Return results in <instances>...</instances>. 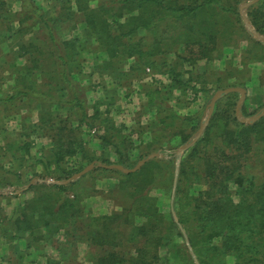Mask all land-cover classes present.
I'll use <instances>...</instances> for the list:
<instances>
[{
	"label": "trees",
	"instance_id": "16d2710c",
	"mask_svg": "<svg viewBox=\"0 0 264 264\" xmlns=\"http://www.w3.org/2000/svg\"><path fill=\"white\" fill-rule=\"evenodd\" d=\"M73 1L83 13L96 41L95 48L105 54L102 66L105 73L123 77L127 69L122 70L121 66L127 65L130 57H135L144 70L148 66L159 73H169L174 83L189 86L182 70L169 65L168 54L176 56L181 66L185 62L210 60L222 39L223 18L236 15L240 19L239 5L243 0H98L96 7L91 5L92 0ZM62 2L69 8L71 0ZM3 12L0 11V17L8 20ZM248 15L255 28L264 35V0L250 6ZM15 19L19 20L18 36L31 35L32 41L16 45L17 53L19 57L29 55L31 61L17 66L21 63L17 59L15 84L10 93L0 96V102L3 106L5 103L17 106L18 113L23 111L20 106L23 101L28 107L25 113L37 109L40 125H32L28 130L45 129L52 138L53 146L40 150L33 163L34 167L42 165L44 171L34 170L33 175L64 180L95 160L135 166L138 160H132L119 150V146L127 150L133 145L124 133V127L116 125L113 119L101 118L100 107L104 104L101 100L90 104V88L84 84L80 64H76L80 55L77 38L60 35L53 18L47 16L35 0H23V9ZM182 46L184 49L193 47V55L187 56L188 51H181ZM259 46L264 49V44L259 43ZM44 59L52 60L50 68L42 65ZM39 75H44L47 83L41 85ZM28 76L32 77V84L28 82ZM233 80V72L224 67L215 80L216 89L225 86V81ZM230 86L247 88L240 80ZM238 95V92L229 93L217 102L203 136L187 150L172 205L177 220L172 207L163 208L165 206L156 194L157 190L172 183L174 173L166 180L161 174L155 179L157 169L154 168L176 157L172 149L188 141L191 132L186 131L195 129L201 117L192 118V124L186 130L188 124L177 125L180 115L159 98L155 105L162 114L163 128L146 142L147 151L140 158L151 152L164 151L170 159L155 158L130 174L98 166L88 173H103L101 178L117 176L119 188L129 201L127 207L121 212L86 217L82 200L69 191L70 186L41 183L30 188L35 190L34 197L19 204L11 219H6L11 226L4 227L5 230L8 235L11 229L14 230V239L29 233L28 247L39 246L45 235L51 237L64 230L65 239L58 244L60 255L67 256L74 244L87 241L101 249L97 264H195L194 254L200 264H227L229 256L234 258L233 264H264V182L258 185L241 175L239 168H231L240 164L239 158L247 160L255 144L264 147V117L253 123L239 121L234 109ZM223 99L230 101L224 107ZM60 109L70 111L80 126L93 128L100 122L105 127V134L101 135L103 142L114 143L119 155L115 158L91 156L82 143V149L78 150L74 125L53 122L52 111ZM242 112H247L245 105ZM181 119L188 122V117ZM20 127L27 129L25 124ZM175 135L181 139L173 141ZM28 142L21 146L23 154L30 151ZM80 152L82 160L78 166H63L67 157ZM194 158H198L196 166L200 168H187L188 161ZM191 175L194 180L189 188L194 184L206 185L197 194L186 191L185 177ZM25 183L18 181V184ZM232 183L237 186L235 191L231 188ZM234 196H238V200ZM10 197L17 196L0 195L2 199ZM69 226L76 234L68 231ZM47 264L59 262L50 257Z\"/></svg>",
	"mask_w": 264,
	"mask_h": 264
},
{
	"label": "crops",
	"instance_id": "0c3cea01",
	"mask_svg": "<svg viewBox=\"0 0 264 264\" xmlns=\"http://www.w3.org/2000/svg\"><path fill=\"white\" fill-rule=\"evenodd\" d=\"M35 2L41 9L44 10L47 16L53 18L54 25L60 35H63L65 38H77V43L80 46V55L76 64H80L83 72L84 84L90 88V104H93V102L97 99H100L102 102H107L106 108L100 107L101 118L103 119L106 117L113 119L116 125H122L124 127V133L128 134V137L133 142V145L132 148L127 150L119 146V150L122 154L130 156L132 160L139 161L150 154L149 153L140 158V156L147 151L146 142L149 140L151 141L155 132L163 128V123H161L162 114L159 113L157 106L155 105L159 98L160 100L168 102L169 105L172 106L173 109L180 115L177 125L180 123H183L182 125L188 124L187 128H190V125L192 124L191 120L194 118L193 115L191 116V113L188 112H182L180 109L192 108L198 101V98L200 97L199 94H203L206 99L208 98L212 100L217 91L227 88L216 89L215 81L208 80L209 77L213 79L214 73H218L223 70V66H217V58L215 56H213L210 60L203 62L200 60V64L191 62L183 63V66L181 67L183 77L188 81L189 86H181L174 83L169 73H159L155 71V69L153 70L148 66H146L144 70L143 66L137 62L135 57H130L128 59L126 74L123 77H121V75H115L111 72L105 73L102 67L104 58H102L101 55L99 56V53L94 46L96 45V41L90 32L88 24L85 22L83 13L78 11L75 6V2L71 0L69 8L64 6L62 0H35ZM97 3L98 0H92L91 5L96 7ZM22 9L23 0H0V11H4L3 14H6V17H8V20L0 17L1 97L4 94L7 95L10 93L12 91L11 86L15 84V78L17 77V73L15 71L17 70L14 66L17 59L21 61L20 65L17 64V66H22L24 65L23 63L27 64L26 62L31 61L29 55H22L23 57H19L20 55L17 53L16 45L22 43H32L30 40L31 35L19 37L17 34L19 20L15 19V15L21 12ZM9 26L10 30L7 31ZM3 29L6 30V33H3L5 31ZM82 36L85 37V40H87V43L84 45H82L83 42L81 41ZM217 50H219V47ZM91 59L94 60L95 64H92L90 69H85V63ZM169 63V65L177 67L176 62L170 61ZM29 76L27 80L30 84H32V77ZM47 81L48 79L45 78L44 75L38 76V82L41 83V85H43V82L47 83ZM206 84H211V87H213L212 92L209 91L210 88H208V91L204 90ZM95 94L97 97L92 96ZM225 95L227 94L222 95L217 102H219ZM217 102L214 110L216 109ZM24 103L25 101H23L20 105L23 111L18 113L17 106L13 107L9 103H5V106H3L0 102V147L4 150L9 148V169L12 170V173L15 174L16 179H19L20 183L26 181L25 184H20L22 187L29 184L34 178H40L45 181H37L19 194L16 193L18 190L15 192V196L17 197H11L10 206H12V203L14 202L15 205L13 204V207L6 211L7 215H9V220L13 216L15 208L19 204H22L24 201L34 197L35 190L33 191L30 189L32 186L41 183H49L47 180H50L49 178L45 179L40 176L33 175L34 170L42 173L44 169L42 165H38V167H34L33 165L38 156H35L31 152V142L38 140L47 141L48 146H43V149L45 150L46 148L53 146L52 138L45 129H39L37 132L28 130L32 125H40L39 122H41V120L37 109L32 113H25L28 107L24 105ZM52 114L55 117L53 122L56 125H74V128L77 130V132H75L74 139L77 142L76 147L78 150L82 149L80 147V143H82L91 156L95 155L115 158L119 155L117 147L113 145L114 143L107 144L103 142L101 135L105 134V127H102L99 124L100 122L95 123L96 127L90 128L85 125L80 126L79 122L74 120L75 116L71 115L68 110H53ZM184 117H188V122L181 119ZM199 117L201 116L196 118ZM22 124H25L27 129H21L20 126H22ZM178 129L179 128H177V130ZM180 139L181 138L179 136L175 135L173 141L176 142ZM25 141H29L28 143L31 145L29 153L28 151H25L23 154L21 146L25 143ZM180 146L178 147L180 148ZM157 152H163L166 154L164 157H157V159H170L167 152ZM3 155H5V153H3ZM153 159L148 160L144 165ZM81 160L82 155L80 152L72 157H67L62 163H64L63 166L65 168H75L79 165ZM178 171L180 172L179 168H176L174 172L175 178L172 185L166 184L164 189L157 190L158 193L156 192L159 200L161 201L163 190L166 192L169 188L172 189V201L170 202V206L172 207L174 216L175 211L173 210L172 205L178 184ZM83 177L84 175L73 181H77L78 183ZM73 181L66 185L69 186L71 183H74ZM119 185L120 182L117 176H108L103 180L92 181L90 186L85 188L84 193L82 191H74L82 200L81 206L85 211L84 216H98L113 212H121L125 207H127L129 201L120 190ZM28 192L30 193L25 196ZM175 219L177 220L176 216ZM77 224L79 225L80 223ZM9 226L11 225L8 222H4V224L0 223V264H47L48 258L50 257L55 258L59 264H97V258L102 253L100 248L89 244L87 241H79L71 247L67 256H61L58 244L65 239L64 230H61V232L56 233L51 237H47L45 235L39 246L34 245L28 247L27 243L29 241V233H27L24 237L14 239L12 235L15 234V231L11 229V234L8 235V232L4 228ZM67 229L68 231L76 234V231L72 228V226H69Z\"/></svg>",
	"mask_w": 264,
	"mask_h": 264
},
{
	"label": "rangeland",
	"instance_id": "374dc122",
	"mask_svg": "<svg viewBox=\"0 0 264 264\" xmlns=\"http://www.w3.org/2000/svg\"><path fill=\"white\" fill-rule=\"evenodd\" d=\"M249 1H251V0H243L242 3L239 5V11H240V6L242 4L249 2ZM260 1H258V2H260ZM258 2H256V3H258ZM256 3H254V4H256ZM254 4H252V5H254ZM248 8L245 10V14H246L247 18L249 19L250 23L253 25V23L250 20L249 15H248ZM240 16H241L240 19L236 15H230V16H226L223 18L224 25L222 28V39L219 42V46H218L219 50H216L213 55L217 58L216 59L217 66H223V68L226 67V69H230L235 76V80L225 81L224 82L225 86H223L222 88L229 87L230 83H232L236 80H240V82L244 83L247 86V88H245V89H247V96H246V99H245L243 106L245 105L246 110H247V112H246V114H244V116L249 117V116H254V115L258 114L262 110V108H264V84H263V80H264V49L261 46H259V43L264 44V42L258 40L248 30L246 23H245V20H244V17L242 16L241 12H240ZM253 27L255 28L254 25H253ZM84 38L85 37L82 36V39H81V41L83 42L82 45L87 43V40H85ZM84 41H86V42H84ZM180 49H181V51H184V50L188 51L187 56L193 55V53H192L193 47L184 49V46H182ZM97 52L99 53V56L101 55L102 58H105V54L102 53V51H100L98 48H97ZM256 53L258 55H256V57H255ZM167 59H168V62H170V61L176 62L177 67L176 66L175 67L179 70H182L181 69L182 66L178 64L179 61H178L176 56L168 55ZM42 61H41V63L43 66H46V68H50L52 60L44 59ZM199 61H197L196 64H200ZM203 61H206V60L202 59V62ZM92 64H95L93 59L86 62L85 63V69H90V66H92ZM127 66L128 65L124 64L123 66H121V69L122 70L127 69ZM221 71H219V74ZM219 74L214 73L213 79L211 77H209L208 80L209 81H215ZM208 88H210V91L212 92L213 87H211V84H206L204 90L207 91ZM238 94L239 95L236 97V104L240 98V93H238ZM199 95H200V97L198 98V101L193 105L192 108L182 109V110L180 109V111H182V112L191 113V116L193 115L194 118L201 116V122L199 123V125L198 124L195 125L196 126V127H194L195 129L191 128L190 131H186V132H191V136L188 138V141L186 143L190 142L192 139L195 138V136L198 134L200 128H202L203 123H205L206 125L205 124H204L205 126L203 125L204 126L203 132H202L201 136L199 137V139L203 136L204 132L206 131L207 127L209 126V124L211 122L212 116H213L214 111H215V110L213 111V114L211 115L209 121L206 123L207 117L209 115L208 107H209V103L211 100L208 98L206 99V97L203 94H199ZM92 96L97 97L96 94L92 95ZM97 100H100V99H97ZM229 102L230 101L228 99H223L222 103H221L222 107H224L223 105H225V104L228 105ZM103 103L104 104H102L101 107L106 108L107 102H103ZM235 108H236V105H235ZM196 119H198V118H196ZM194 122L196 123L197 120H195ZM188 129L189 128H187L186 130H188ZM186 143H184V144H186ZM31 144H32L31 152L35 156H38L40 150H44L43 146H48V143L45 140L44 141L38 140L35 142H31ZM8 149L9 148L4 150L0 147V184H2V187H3L0 189V191H1L0 195L13 196V195H16L15 192L17 190H19L22 187V185L18 184L19 179H16L15 174H13L12 170L9 169L10 168V164H9L10 163V157L8 154V152H9ZM178 149H179V147H175L172 149V151L174 152V154L176 156L172 159L173 161L172 160L170 161L168 159L169 163L164 162L160 166H158L157 168H154V169H157L156 173H155V179H157L158 175L161 174L166 180V179L172 177V172L174 173L176 168H179V170H180V168L182 166V161L186 157L187 151H184L183 153L178 154L177 153ZM3 153H5V155H3ZM1 162H3V163H1ZM197 162H198V158L191 159L190 161H188V164H187L188 167L187 168H200V167L196 166ZM238 162H240L241 165L239 163H237L236 165H233L231 168H239L238 172H240L241 175H243L246 179L255 182L258 185H260L261 183L264 182V147L260 143L255 144L254 149L250 152L247 160H245L243 158H239ZM103 175H104L103 173H96L94 175L87 173V175H84V177L82 179H80L81 180L80 182L77 183V181H76L74 183H71L69 185L70 186L69 191L71 193H73L74 191H78V192L82 191L84 193L85 188L89 187L90 183L92 181L103 180L105 178V177L101 178ZM174 178H175V175L173 174L171 185L174 182ZM178 178H179V171H178ZM192 180H194V176H192V175L185 177V182H188L187 190H186L188 193L197 194L201 189L206 188V185L201 184V183L200 184H194L193 188H189L190 183H192ZM49 181H54V179H50ZM87 182H89V183H87ZM236 187L237 186L235 184H233V183L231 184V188L233 189V191H235ZM29 193L30 192L26 193L25 196H27V194H29ZM234 198L236 200H238V196H234ZM11 199H12L11 197L8 199L0 198V223H4L6 221V219L9 218V215H7L6 211L9 208L13 207V204L15 205V202H14V203H12V206H10L11 205ZM171 201H172V189L169 188L168 191H166V192L163 191V196L161 199V202L165 206L163 208L166 209L170 205ZM193 256H194L195 264H200L196 255L194 254ZM233 263H234V258L232 256H229L227 258V264H233Z\"/></svg>",
	"mask_w": 264,
	"mask_h": 264
},
{
	"label": "water",
	"instance_id": "95a60500",
	"mask_svg": "<svg viewBox=\"0 0 264 264\" xmlns=\"http://www.w3.org/2000/svg\"><path fill=\"white\" fill-rule=\"evenodd\" d=\"M260 0H251L245 4H242L240 6V12L242 14V16L244 17V20H245V23H246V26L248 28V30L260 41L264 42V36L259 33L254 27L253 25L250 23L249 19L247 18L246 14H245V10L251 6L252 4L258 2ZM230 92H239L240 93V98L236 104V108H235V114H236V117L238 118V120H240L241 122L243 123H252V122H255L257 120H259L260 118H262L264 116V108H262V110L254 115V116H249V117H245L243 112H242V107H243V104L245 102V99H246V96H247V90L243 87H239V86H231V87H227L225 89H221L219 91L216 92V94L214 95V97L212 98L210 104H209V115L207 117V120H206V123L209 121L212 113H213V110H214V107H215V104L217 102V100L224 94H228ZM205 123H203L204 125ZM202 125V128H200L198 134L195 136L194 139H192L190 142L184 144L183 146H181L178 150H177V153L180 154V153H183L184 151L188 150L191 146H193L197 140L199 139V137L201 136L202 132H203V126ZM166 154L163 153V152H153V153H150L149 155H147L146 157L142 158L141 160H139L137 162V164L132 167V168H129V167H126L122 164H105V163H102L100 161H94L92 162L91 164L87 165L85 168H83L81 171L79 172H76L74 173L72 176H70L69 178L65 179V180H59V181H48L49 183H56V184H62V185H66L68 183H70L71 181L77 179V178H80L81 176L89 173L90 171L94 170L97 166L98 167H103V168H106V169H115V170H119L123 173H126V174H130V173H135L137 172L148 160L150 159H153V158H157V157H164ZM37 181H45V180H42L40 178H34L33 180H31V182L27 185H25L24 187H22L20 190H18L16 193H21L22 191L28 189L31 185H33L34 183H36ZM175 182H176V179H175ZM1 193V191H0Z\"/></svg>",
	"mask_w": 264,
	"mask_h": 264
}]
</instances>
